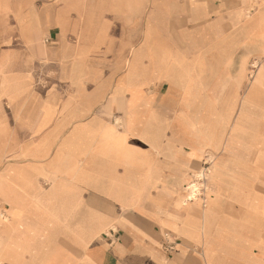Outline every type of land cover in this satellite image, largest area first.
I'll return each mask as SVG.
<instances>
[{
    "label": "crops",
    "instance_id": "crops-1",
    "mask_svg": "<svg viewBox=\"0 0 264 264\" xmlns=\"http://www.w3.org/2000/svg\"><path fill=\"white\" fill-rule=\"evenodd\" d=\"M251 47L264 53V39ZM165 55L153 56L156 75L132 52L98 112L91 109L95 93L72 89L62 111L53 96L27 117V75L15 80L0 69V264H264V139L249 130L264 116V65L247 77L245 63L237 64V84L246 78L248 95L235 120L237 90L222 97L221 111L213 108L224 81L203 117L202 104L213 100L198 82L204 53L185 47ZM75 70L68 67V83ZM159 74L169 81L158 82ZM28 134L35 137L29 144ZM208 150L222 152L220 179L214 183L213 169L208 182L213 194L224 186L219 169L231 170L226 201L215 206L217 197L207 193L210 208H177Z\"/></svg>",
    "mask_w": 264,
    "mask_h": 264
},
{
    "label": "rangeland",
    "instance_id": "rangeland-1",
    "mask_svg": "<svg viewBox=\"0 0 264 264\" xmlns=\"http://www.w3.org/2000/svg\"><path fill=\"white\" fill-rule=\"evenodd\" d=\"M191 1L193 6L189 10ZM240 9L244 16L242 20L237 16ZM147 34L150 35L148 40ZM254 39L259 43L264 39V0H244V3L242 0H0V69L15 80L27 75L28 83H25L23 93L27 95V117L53 96L58 99L56 110L62 111L64 103L61 99L71 95L72 89L75 92L72 94L80 89L89 96L95 93L98 101L91 109L102 111L114 90L118 73L115 70L127 69L132 52L143 57V64L147 60L152 63L157 75L155 52L165 53L167 57L182 48L195 47L202 50L205 60L198 69L201 93L204 98L213 99L202 104L203 117L207 114L206 107L214 104V93L220 89L218 84L224 81L226 88L213 108L221 111L225 104L221 102L222 97L237 90L236 101L233 100L232 118L235 120L244 96L248 95L246 78L237 84V64L245 63L247 77L258 72L259 63V69L264 65V53L252 51ZM258 57L262 61L256 60ZM231 63L234 68L229 66ZM70 65L76 69L74 83H68ZM166 78L161 79L159 74L156 80L169 81ZM104 83H107L106 88H103ZM49 117L48 109L44 124ZM210 119L212 117L204 123H214ZM114 124L116 128L122 127L120 120H114ZM253 128L249 129L251 136L261 142V137L264 139L262 114L255 120ZM229 134L228 125L222 140ZM26 138L29 144L35 137L28 134ZM235 141L237 144L240 138ZM220 148L224 149L222 144ZM219 152L216 155L222 154ZM216 155L214 150L204 153L201 165L191 171L190 180L181 191L177 208L189 204H196L200 209L211 207L212 200L206 201L205 197L207 193L213 194V189L208 187L213 169L214 183L220 179L215 168ZM249 160V164H254L253 153ZM219 170L223 178L219 185L224 186H214L213 195L217 197L214 203L223 206L231 188L225 178L232 173L229 169ZM245 177L247 180L256 176ZM191 190L198 199L190 198Z\"/></svg>",
    "mask_w": 264,
    "mask_h": 264
},
{
    "label": "bare ground",
    "instance_id": "bare-ground-1",
    "mask_svg": "<svg viewBox=\"0 0 264 264\" xmlns=\"http://www.w3.org/2000/svg\"><path fill=\"white\" fill-rule=\"evenodd\" d=\"M257 6H258V5H257ZM256 62H257V61H256ZM255 64H256V63H255ZM263 83H264V82H263ZM260 89H261V94H264V87H262V88L260 87ZM260 105H262V106L264 107V100L261 101V104H260ZM202 176H203V173H202ZM217 180L219 181V179H217ZM189 187H190V186H189ZM191 187L194 188V185H191ZM192 188H191V189H192ZM193 191H194V190H193ZM193 191L191 190V194H190L191 197H190V198H191V199L193 198L194 200H196V199H198V198H194V197H196V196L193 195ZM214 204H215V203H214ZM215 206H217V204H215Z\"/></svg>",
    "mask_w": 264,
    "mask_h": 264
}]
</instances>
